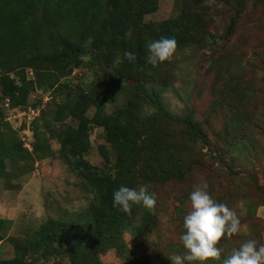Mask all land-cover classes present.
<instances>
[{"label":"rangeland","instance_id":"1","mask_svg":"<svg viewBox=\"0 0 264 264\" xmlns=\"http://www.w3.org/2000/svg\"><path fill=\"white\" fill-rule=\"evenodd\" d=\"M235 1L136 0L119 35L107 31L101 45L89 39L98 29L86 35L71 26L65 35L80 51L70 63L0 68V103L5 96L12 106L43 103L28 124L13 126L0 114V141L18 151L0 178V260L50 220L57 251L24 253L18 264H68L70 255H80L76 264H172L170 256L186 254L183 219L201 183L236 212L241 229L222 238L220 260L204 264H222L247 240L264 244V0ZM9 10L0 23L17 20ZM110 35L125 46H111ZM162 37L174 38L177 49L153 67L147 45ZM136 47L141 58L129 62L123 54ZM82 118L88 148L81 159L92 169L84 176L72 170L62 134ZM34 136L47 141V156L33 155ZM141 185L156 194L154 214L113 208L114 191ZM103 203L110 220L95 228L91 214Z\"/></svg>","mask_w":264,"mask_h":264},{"label":"trees","instance_id":"2","mask_svg":"<svg viewBox=\"0 0 264 264\" xmlns=\"http://www.w3.org/2000/svg\"><path fill=\"white\" fill-rule=\"evenodd\" d=\"M133 1L136 0H0V12L10 9L9 11L14 13L13 19H17L0 23V68H6L15 62L24 67L32 66V68L56 67L70 63L73 54L79 53L80 49L76 41L65 35L66 32H70L72 27H79L81 31H86V35H93V32L98 29L100 34L89 39L92 45H101L107 41V31L118 35L122 31L124 22L129 14L133 13L131 8ZM144 1L147 2V0ZM240 3H242L240 0H236L234 5L239 7ZM132 41L133 39L129 40L130 43ZM108 43L118 49L125 46L124 41L111 35ZM134 53L141 58L140 48L136 47ZM12 68L10 66L7 69ZM71 68L70 66L67 69V74ZM19 92L21 93V90ZM13 93L14 91L11 90L8 94ZM10 100L9 103L12 104L13 99ZM70 105L71 103L61 105L65 114ZM85 121L86 119L82 118L75 128L65 126L62 130L65 145L74 160L72 170L77 171L80 176L86 174L84 171L92 170L81 159V153L88 148ZM121 137L124 138L125 135ZM46 142H40L34 136L33 155L47 156L50 151ZM13 151L18 152L13 144L0 141V178L8 175L4 160L12 159ZM96 173L97 171H92L89 178L96 176ZM89 178L84 177V180ZM103 206L105 207L104 203L91 214L93 220H99L95 228L110 220L109 212L104 210ZM2 222L3 219H0V226ZM56 226V222L50 220L39 225L29 238L14 245V256L11 259L0 260V264H18L24 253H28L31 257L38 251L41 257H47L56 252L54 238L51 235L52 229ZM79 259L80 255H70L68 264H76V260Z\"/></svg>","mask_w":264,"mask_h":264},{"label":"clouds","instance_id":"3","mask_svg":"<svg viewBox=\"0 0 264 264\" xmlns=\"http://www.w3.org/2000/svg\"><path fill=\"white\" fill-rule=\"evenodd\" d=\"M176 49L177 41L174 38L162 37L153 40L147 45L149 54L146 62L155 67L159 63L170 61ZM123 55L129 62L136 60L134 53L126 51ZM117 62L120 61L117 60ZM5 102L10 109L23 111L27 108L32 109L25 106V103L12 106L8 98L4 97L0 103V112L3 120L10 122V124L14 120H17L15 125L21 124L25 118L21 117L19 119L15 115L16 110H13L10 114L4 112L3 104ZM42 104L41 101L36 108H33L37 109V114L30 120L38 116ZM30 120L28 123H30ZM29 139L26 138V140ZM24 143H27V141H24ZM207 187V183L198 184L190 193L191 211L183 219L185 232L180 236L186 254L183 256H170L172 264H186V262L187 264H196V262L204 264L209 260H220L222 249L218 245L222 238H231L240 233V219L236 212L226 203L215 201L207 192ZM149 189V185H141L138 189L121 186L113 193L112 206L117 211L129 216L132 214L133 206H141L150 214H154L157 199L155 192ZM222 264H264V244L257 246V241L247 240L240 244L238 248H233L231 253L222 261Z\"/></svg>","mask_w":264,"mask_h":264},{"label":"built area","instance_id":"4","mask_svg":"<svg viewBox=\"0 0 264 264\" xmlns=\"http://www.w3.org/2000/svg\"><path fill=\"white\" fill-rule=\"evenodd\" d=\"M3 108H4V112H7L8 114H10L13 110H16L15 115L19 119H21V117L25 118V121L27 122V124H28L29 120L37 114V109L27 108L25 111L18 110V109H10L6 102L3 104Z\"/></svg>","mask_w":264,"mask_h":264}]
</instances>
